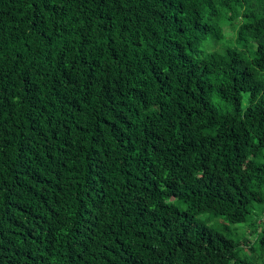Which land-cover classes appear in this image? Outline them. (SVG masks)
I'll list each match as a JSON object with an SVG mask.
<instances>
[{
  "label": "trees",
  "instance_id": "obj_1",
  "mask_svg": "<svg viewBox=\"0 0 264 264\" xmlns=\"http://www.w3.org/2000/svg\"><path fill=\"white\" fill-rule=\"evenodd\" d=\"M263 219L264 0H0V264H264Z\"/></svg>",
  "mask_w": 264,
  "mask_h": 264
},
{
  "label": "rangeland",
  "instance_id": "obj_2",
  "mask_svg": "<svg viewBox=\"0 0 264 264\" xmlns=\"http://www.w3.org/2000/svg\"><path fill=\"white\" fill-rule=\"evenodd\" d=\"M222 31H223V38L220 41H215L212 38H208L202 46L201 49L207 52H216V53H221L225 48L227 47H237L234 41V32L231 27V25L224 24L222 26ZM238 48V47H237ZM247 57H249V53L247 54ZM212 102L214 105H222L220 102L216 99L213 98ZM245 105V102H243V106ZM255 214H251L248 218L247 223L242 224V225H231L225 222L222 218H215L213 217L210 213H205L202 215L197 216V220L205 223L207 226L215 228L220 230L222 227H228L231 231H236L239 233V236L242 237V235H245L246 232L248 233L249 231L254 230V224L256 217L254 216ZM264 221V219H263Z\"/></svg>",
  "mask_w": 264,
  "mask_h": 264
}]
</instances>
